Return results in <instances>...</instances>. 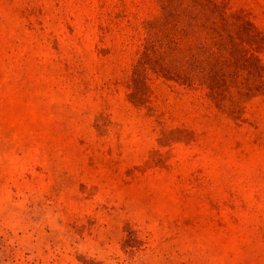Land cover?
I'll return each mask as SVG.
<instances>
[{
  "label": "rangeland",
  "instance_id": "obj_1",
  "mask_svg": "<svg viewBox=\"0 0 264 264\" xmlns=\"http://www.w3.org/2000/svg\"><path fill=\"white\" fill-rule=\"evenodd\" d=\"M0 264H264V0H0Z\"/></svg>",
  "mask_w": 264,
  "mask_h": 264
}]
</instances>
